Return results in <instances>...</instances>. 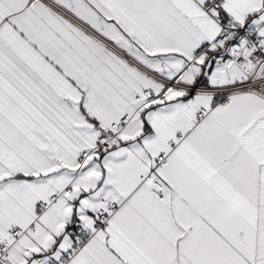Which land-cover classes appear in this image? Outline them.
I'll return each mask as SVG.
<instances>
[{"label":"snow or ice","instance_id":"snow-or-ice-1","mask_svg":"<svg viewBox=\"0 0 264 264\" xmlns=\"http://www.w3.org/2000/svg\"><path fill=\"white\" fill-rule=\"evenodd\" d=\"M0 264H264V0H0Z\"/></svg>","mask_w":264,"mask_h":264}]
</instances>
